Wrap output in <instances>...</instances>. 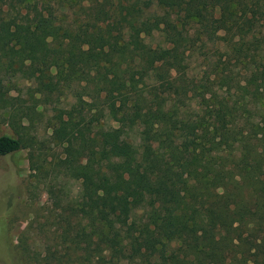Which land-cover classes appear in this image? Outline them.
Instances as JSON below:
<instances>
[{"label":"trees","instance_id":"obj_1","mask_svg":"<svg viewBox=\"0 0 264 264\" xmlns=\"http://www.w3.org/2000/svg\"><path fill=\"white\" fill-rule=\"evenodd\" d=\"M151 5L0 0V110L23 129L19 80L33 104L74 99L53 107L60 155L48 171L28 161L33 177L78 183L72 206L47 189L86 220L75 264H264V0ZM32 140L2 135L0 156Z\"/></svg>","mask_w":264,"mask_h":264},{"label":"rangeland","instance_id":"obj_2","mask_svg":"<svg viewBox=\"0 0 264 264\" xmlns=\"http://www.w3.org/2000/svg\"><path fill=\"white\" fill-rule=\"evenodd\" d=\"M144 2L152 6V0ZM36 5L40 9H46L41 4ZM158 41L156 35L152 39H145V42L151 45ZM222 51L220 47L219 53ZM188 66L190 68L188 74L200 75L204 69L202 56L191 57ZM235 69H240V65L235 66ZM240 73L243 74L242 69ZM14 85L20 90V97L24 101L22 105L31 109L28 118H15L17 124L24 126L23 129L10 126L7 112L0 110V136L16 138L18 133H22V138L30 137L33 142L31 148L26 147L16 153L0 156V264H75L76 253L79 250H76L70 241L76 225L82 227L81 234L87 231L86 220L83 218L77 224L69 217L66 206H62L64 212H60L52 205L47 189L50 187L54 189L55 195L58 192V197L62 201L60 204L69 203L72 206L74 200H77L75 195L78 183L68 180L64 185H59L56 181L50 180L49 176L33 177L34 172L30 170L28 161L30 150L33 155L38 153L45 157L44 170L48 171L51 156L60 155L61 148L54 145L50 139L53 116L56 113L53 107L66 110L74 103V99L69 92L64 91L58 99V105L33 104L24 92L29 84L19 80L14 82ZM9 95L15 97V90H10ZM66 223H69V229L62 241L61 227L66 228ZM97 237L100 238L99 233ZM78 248H84V242L79 241Z\"/></svg>","mask_w":264,"mask_h":264}]
</instances>
